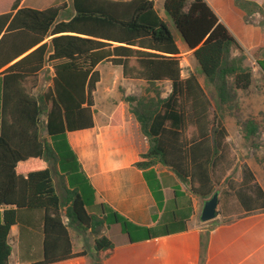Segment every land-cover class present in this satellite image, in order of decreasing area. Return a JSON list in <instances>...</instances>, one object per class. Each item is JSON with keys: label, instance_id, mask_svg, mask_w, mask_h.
<instances>
[{"label": "trees", "instance_id": "trees-1", "mask_svg": "<svg viewBox=\"0 0 264 264\" xmlns=\"http://www.w3.org/2000/svg\"><path fill=\"white\" fill-rule=\"evenodd\" d=\"M5 2L0 0V8ZM21 2L15 0L9 12L0 14V264H11L9 235L25 213L44 214L43 259L31 264L85 256L87 252L74 253L72 224L100 236L95 241L98 263L116 254L114 243L101 236L113 225L119 224L132 244L188 230L193 203L188 199L187 211H177L179 200L187 198L180 187L174 189L171 222L137 225L103 201L71 148L68 133L95 127V93L101 80L97 67L103 62L121 67L124 79L153 88L157 83L171 85L167 97L155 90L151 97L125 98L150 143L135 166L142 170L158 210L165 208L166 200L157 164L171 168L202 200L219 193L222 222L201 234V262L211 231L264 213V188L254 170L244 164L240 179L232 175L238 157L229 131L183 57L173 30L193 51L220 103H237L238 92L254 86V73L248 54L207 0H166L172 26L151 0H72L75 15L68 20L59 19L67 3L38 10L20 8ZM235 4L246 13L247 23L253 24V15L259 13L264 26V6L253 0ZM253 58L264 74V49ZM46 65H52L54 77L37 94ZM43 124L50 142L43 138ZM111 125H122L121 107ZM258 131L255 121L243 123L247 140ZM52 162L65 182L66 213Z\"/></svg>", "mask_w": 264, "mask_h": 264}, {"label": "crops", "instance_id": "crops-1", "mask_svg": "<svg viewBox=\"0 0 264 264\" xmlns=\"http://www.w3.org/2000/svg\"><path fill=\"white\" fill-rule=\"evenodd\" d=\"M14 1L10 0L7 7H1L0 14L9 12ZM151 1L154 2L158 12V7L163 9L164 14L159 12V15L171 24L164 8L166 0ZM253 1L264 6V0ZM207 2L249 57L253 58L258 50L264 49V26L260 24L263 17L259 13L253 15L255 21L251 24L245 21L246 13L236 6L235 0H207ZM27 3L28 0H22L20 8L28 7ZM62 3H68V11L71 9L73 11L71 17L63 18L68 20L75 15L72 0H59L57 5ZM173 30L183 57L187 61L190 57L194 58L193 51L188 49L180 33L174 27ZM103 63L105 65H101ZM103 63L97 67V70L103 67L107 80L103 82L100 80L98 86L100 90L104 89L101 94L103 96L100 97L106 100V107L97 110L96 103L94 128L67 134L68 142L76 153L83 171L103 201L137 225L156 227L171 222L175 208L172 200L176 187H180L187 195V198L179 200L177 211L186 212L190 199L193 203V214L187 223L186 232L134 244L122 231H120L122 237L119 238V224L106 228L101 236H107L114 243L116 254L101 263L95 260V241L100 236H95L90 230L72 224L70 233L74 253L87 252V254L57 264H264V213L244 218L233 225L218 226L211 231L206 254L201 262L200 237L203 230L196 220L202 212L205 201L201 205L200 198L191 193L189 185L182 182L171 168L162 164H157L155 169L163 185L166 206L162 210L157 209L142 170L135 166L139 155L149 149V139L142 132L140 124L130 113L129 105L125 101L129 96H142L141 90L144 85H150L144 81L124 79L121 67ZM109 66L110 69H107ZM47 71H49L50 86L54 77L52 65L45 66L40 84ZM118 83L119 103H116L113 101L115 88L108 85ZM161 84L164 83H157L156 86ZM96 95L97 91L95 99H97ZM118 107L122 109V125L112 126L111 120ZM43 138L50 142L47 131ZM247 164L254 170L259 183L264 188V178L261 180L252 164L248 162ZM51 165L56 188L63 189L65 182L61 179L59 168L54 166L53 162ZM241 175L242 172L237 175V179H240ZM68 208L67 202L63 212L66 213ZM43 215V212L38 211L25 213L22 217L23 221L11 228L9 235V243L12 247L11 264H31L43 259ZM65 222L67 223L68 220L65 219Z\"/></svg>", "mask_w": 264, "mask_h": 264}, {"label": "rangeland", "instance_id": "rangeland-1", "mask_svg": "<svg viewBox=\"0 0 264 264\" xmlns=\"http://www.w3.org/2000/svg\"><path fill=\"white\" fill-rule=\"evenodd\" d=\"M59 0H28L27 6L31 8H35L38 10H43L58 4ZM10 0H6L3 7H7ZM68 4V3H67ZM159 6V5H158ZM158 10L161 14H164L163 9L158 7ZM72 9L67 10L65 13L61 14L60 19L69 18L72 15ZM188 62L190 67L196 72L201 84L203 85L204 89L207 91L209 96L211 97L215 109L220 114L224 124L228 128L230 134V142L233 145L234 152L238 157V163L233 171L232 175L237 179V175L241 172L242 166L244 164L251 163L253 168L255 169L256 173L262 180L264 178V74L261 72L260 68L257 66L256 62L252 57H249L247 60V64L252 68L255 82L254 86L249 91H239L238 92V102L232 105H222L218 99L217 93L214 88L211 86L205 75L203 74L200 66L198 65L197 61L194 58H188ZM105 65V63L101 64ZM108 66V65H107ZM110 69V66L109 68ZM101 73V82L107 80L106 75H104V68L101 67L99 69ZM116 76V75H115ZM50 82L49 71L44 73L43 78L41 79V84L38 90L35 92L37 94L42 93L44 90L47 89ZM106 85V83L104 84ZM108 86L115 88L114 95L115 99L114 102L119 103V83L118 84H109ZM103 87V85H102ZM104 89L98 86L97 89V110H101L106 107V100L100 96ZM106 90V88H105ZM158 90L162 97H167L171 92V86L167 83L155 86L154 88L151 86H146L141 90V95L145 97H151L154 95V91ZM101 92V93H100ZM252 120L255 121L259 125V131L255 138L247 140L244 137L243 132V123L245 121ZM44 122V118H43ZM46 133V126L45 124L42 125V135ZM58 194L61 199L62 207H66L67 205V197L64 190L59 187ZM202 200L200 198V204L202 205ZM200 215L196 220L203 233H207L212 225H217L222 222V217L218 218L209 223H202L200 220ZM119 229V238H121V228ZM88 245L90 246L89 242L87 241Z\"/></svg>", "mask_w": 264, "mask_h": 264}, {"label": "water", "instance_id": "water-1", "mask_svg": "<svg viewBox=\"0 0 264 264\" xmlns=\"http://www.w3.org/2000/svg\"><path fill=\"white\" fill-rule=\"evenodd\" d=\"M222 216V200L219 196V193L215 192L211 197L205 200L200 215V220L202 223H209L218 218H221Z\"/></svg>", "mask_w": 264, "mask_h": 264}]
</instances>
